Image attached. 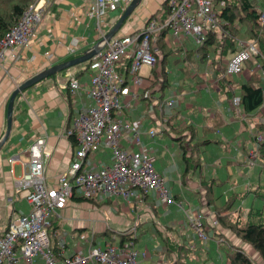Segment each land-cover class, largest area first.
<instances>
[{
  "label": "crops",
  "instance_id": "obj_1",
  "mask_svg": "<svg viewBox=\"0 0 264 264\" xmlns=\"http://www.w3.org/2000/svg\"><path fill=\"white\" fill-rule=\"evenodd\" d=\"M88 1L47 0L48 6L35 29L31 46L24 51V58L6 69H0V137L5 130L7 101L15 86L39 70L63 61L70 55L80 54L98 41L99 33L95 21L85 15ZM164 1L141 0L114 35L140 31L147 18L156 14L161 15ZM257 1L260 0H256L259 6L260 2ZM216 5L219 7L218 3ZM124 7L120 6L108 14L105 22L106 32L116 22ZM244 29L243 26H239L240 39H245L241 37ZM72 46H75L73 54L69 51ZM197 46L190 38L175 41L169 31H163L161 38L157 39L160 62L152 69L144 70V73L151 74V77L144 78L137 88L140 99L126 111V116H132L137 110H141L136 117L140 118L141 124L150 121L149 127L157 126L161 123L160 117L163 113L157 106H153L149 111L148 101L146 103L141 99V93L147 91L149 96L151 93L150 99L158 100L157 97H162L158 100L160 102L171 95L178 98L173 114L167 117L162 125V132L154 137L142 133L141 139L142 141L144 139L145 144L154 145L151 158L158 162L157 171L165 178L171 194L177 198L176 200H182L185 207L201 212L207 228L214 213L212 206L208 204L205 189L200 186L201 174L206 180H220L219 175L227 169L229 173L221 181L228 182L230 174L234 173L243 178L247 172L249 176L250 172L254 173L257 170L261 172L264 168L258 163L253 166L246 165L251 140L256 133V124L264 122V104L257 110L246 113L240 103L234 106L231 101L233 95H239L240 82L248 80L253 72L263 76L264 72L257 69L256 65L250 69L245 65L240 74L231 76L233 86L227 93L221 80L224 73L222 74L220 69L224 68L231 54L220 62L212 61L213 55H210L211 58L207 57L206 61H199V56L192 51ZM182 50H185V56L181 54ZM49 53L53 54V59L48 63L46 54ZM186 54L191 55L189 60L185 59ZM162 58L167 60L163 65L167 82L163 88L159 82ZM81 64L84 67L85 62ZM121 71L126 72L122 68ZM169 73L172 75L171 79ZM89 74L88 69L79 71L78 78L82 88L77 90L74 97L68 95L65 86L66 74L63 71L42 79L16 96L10 134L0 149V232L4 230L12 216L24 213L29 208L28 204L15 194L12 182L23 173V164L28 157V146L35 138L40 136L46 138L44 148L47 156L44 173L48 180L53 181L56 175L69 167L74 153V143L71 137L61 133L68 124L69 115H73L76 108L87 106L91 102L85 87L89 81ZM262 86L264 89V84ZM186 109L192 110V113L185 115L182 120L185 124L180 125L177 117L183 116ZM187 126L192 127V132ZM214 127L216 129H213ZM169 129L174 133L170 137L173 139L174 136H179L188 154L190 146L196 151L202 150L196 154L201 160L200 174L197 170L188 172L187 175L183 174L181 147L174 139L178 151L167 159L163 158L162 148L157 143L166 133L169 135ZM190 138L197 144L189 143ZM166 149L169 150L168 147H165ZM92 161L98 165L109 164L110 152L102 149L95 154ZM252 182L249 185L255 189L257 184L254 185L255 181ZM242 189L244 190L245 186H242ZM249 191L252 189H248ZM74 194L75 197L80 195L78 192ZM227 197L228 195L225 198ZM9 198L12 200L9 201ZM178 208L174 204H160L154 192L129 200L120 196H111L100 201H79L70 198L62 210L50 217V227H54L50 245L55 244L56 247L57 241L63 239L66 243L64 251L55 253L60 257L69 256L78 250L86 252L91 244L103 247L114 243L120 238L119 234L123 232L130 234L128 231L134 226L135 246L145 252L138 258L139 264H172L176 259L183 264H214L212 259L207 261L209 257L207 247H199V239L188 224L184 211L179 212ZM216 229L220 230L225 240L222 241L221 237L215 234L216 230L211 228L208 230V238H212L216 250L218 252L221 250L224 254L220 255V264H228L226 250L229 245L241 246L246 252L251 250L254 260H258L255 258L257 252L231 231L218 226ZM147 235L158 238L155 248L150 247L148 239L144 241ZM167 244L172 247L169 251ZM258 261L259 264H264V260Z\"/></svg>",
  "mask_w": 264,
  "mask_h": 264
},
{
  "label": "built area",
  "instance_id": "obj_2",
  "mask_svg": "<svg viewBox=\"0 0 264 264\" xmlns=\"http://www.w3.org/2000/svg\"><path fill=\"white\" fill-rule=\"evenodd\" d=\"M130 0H89L85 15L93 19L98 30L101 48L85 63L90 71L85 85L91 102L76 108L62 135L71 137L74 153L66 171L55 176L53 181L44 173L45 136L35 138L28 146L27 160L23 173L13 180L15 194L29 206L24 213L10 218L7 226L0 232V264H139L140 251L133 241L121 245L119 238L105 246L90 245L86 252L78 250L69 256H58L50 245L48 229L50 217L62 210L68 199L78 192L84 198L100 201L111 196L125 200L139 198L154 192L162 205H177L184 211L186 220L199 240L208 237L203 222V214L195 209L184 207L180 200L171 194L165 178L156 172L151 158L152 146L145 144L142 133L154 137L162 132V125L173 114L178 98L171 95L162 102L152 98L148 102L149 111L153 106L163 113L157 126L140 128L141 120L129 121L123 118L126 111L140 98L137 88L144 78L145 69H152L158 61L157 39L161 30L171 33L175 41L190 38L196 45L202 44L208 30L218 26L219 18L214 8L218 2L223 6L225 0H166L168 15H154L144 23L138 32L116 34L105 40V22L110 12L120 6H127ZM47 0H33L22 12L20 18L0 39V69H6L24 58L35 37V29L41 22ZM124 7V8H125ZM258 22L264 24V9L257 4ZM97 42V41H96ZM238 49L225 63L224 75L240 73L246 60L259 52L255 39L237 40ZM75 46L69 49L74 53ZM185 50L181 54L185 56ZM47 62L53 54H46ZM259 69L258 62L255 64ZM125 69L126 72H122ZM77 69L66 70L68 95L74 97L82 84L76 75ZM143 96H148L144 91ZM232 104L239 105V95L232 96ZM257 141L263 134L256 133ZM106 149L110 152L109 164L98 165L92 161L95 154ZM256 150L250 153L247 164H254ZM9 201L12 198L8 199ZM209 223L215 225V220ZM134 226L128 232L134 236ZM124 233V232H123ZM122 233V234H123ZM66 243L57 241L58 252H63Z\"/></svg>",
  "mask_w": 264,
  "mask_h": 264
},
{
  "label": "trees",
  "instance_id": "obj_3",
  "mask_svg": "<svg viewBox=\"0 0 264 264\" xmlns=\"http://www.w3.org/2000/svg\"><path fill=\"white\" fill-rule=\"evenodd\" d=\"M33 0H0V39L5 34V32L14 25V23L20 18L22 12L27 8V6ZM225 4L223 6L216 5L218 2L214 3V8L218 14L219 23L217 28L208 30L206 34L205 40L202 44L198 45L196 49L192 51L199 56V61H206L210 57V55L214 56V59L211 58L212 61L217 62L224 59L228 54L234 53L237 49V40L240 38L239 36V26H243L244 33L248 35V39H255L259 44V52L253 55L251 58L245 61L243 67L246 65L249 69L252 68L256 62L259 63V70L264 72V37L262 34L264 33V24H260L258 22V10L255 7L256 0H225ZM260 5L262 9H264V0H260ZM168 7L166 5V0L163 3V12L161 13V19H164L168 15ZM227 14V15H226ZM262 27V28H261ZM165 29L161 30L159 33V38L163 34ZM83 52V51H82ZM80 52V54L82 53ZM79 55V53H78ZM77 55H70L64 60L73 58ZM164 56V55H163ZM191 55L186 54L185 59H190ZM160 62V56H158L157 63ZM162 67H161V75L159 76V82L161 83V88L166 85V75L164 72L163 65L167 63L165 58H162ZM79 64L75 65L78 66ZM74 67V66H73ZM71 68V67H69ZM66 68L62 70L66 73ZM86 70V63L84 67L79 71ZM61 71V72H62ZM79 71H77L76 75L78 76ZM225 71L222 67L220 72ZM243 71V68H242ZM241 71V72H242ZM240 72V73H241ZM224 73V72H223ZM238 73V74H240ZM223 82V87H226L227 93L230 92V89L233 85L231 76L224 75L221 77ZM264 76L260 75L257 72H253L248 80L240 82L239 84V100L242 110L246 113H251L257 110L262 104H264ZM18 95V94H17ZM150 96L151 93H150ZM150 96H143L141 93V99L147 103L150 100ZM162 98V97H161ZM157 97V99H161ZM156 99V98H155ZM71 118L69 115L68 120ZM192 132V127L187 126ZM213 129H216L214 127ZM256 132L260 134H264V122H260L256 124ZM256 134V133H255ZM255 134L251 140V147L256 150V163L260 165V167H264V135L262 140L257 141L255 138ZM191 133V138H192ZM191 138L189 139V143L192 142ZM173 139L180 145L181 147V159L183 161V174L187 175L188 172L193 170H197V172H201V160L196 155L197 153H201L202 150H197L190 146V153L188 154V150L182 146L183 142L180 140L179 136H174ZM203 142V141H202ZM193 144H197V142H192ZM207 143V142H206ZM249 153V151H248ZM247 153V155H248ZM247 162V158H246ZM255 165V164H253ZM252 165V166H253ZM223 182V181H221ZM217 183L215 180H206L203 179V175L201 174L200 186L205 189L206 197L208 204L212 206V210L214 213V217L212 220H215V225L211 223L208 224L209 227L205 229L208 234V230L215 229V234L218 236L221 235V232H218L216 227L221 226L222 228L231 231L236 237L240 238L244 243L250 246L257 254L264 258V221L262 220H254L252 217L248 216L247 219L241 220L240 215H232L235 210L233 208L234 200L238 197V193L233 192L227 199L221 204L216 205L214 200L217 199L213 196V191L215 189L214 185ZM264 194V192H262ZM264 199V195H259ZM72 198H76L79 201H93L92 199L84 198L79 195L75 197V194L72 195ZM175 199H177L174 196ZM234 210V211H233ZM239 210V209H237ZM254 210L253 207H250L248 214H251ZM257 211H261L262 209L257 208ZM250 222V223H249ZM54 227H49L48 234L49 238L54 234ZM51 230V231H50ZM119 242L121 245H125L129 241H133L135 244V235L130 234H119ZM127 235V236H126ZM127 237V238H126ZM166 240V239H165ZM55 245V244H54ZM54 252H58L59 249L54 247ZM168 251L171 250V245H168ZM170 246V248H169ZM57 250V251H56ZM59 256V255H58ZM63 257V256H62ZM226 257L228 259V264H257L254 262L252 257L244 250L241 246L229 245L226 250ZM177 261V262H176ZM172 264H183L179 260H175ZM259 264V263H258Z\"/></svg>",
  "mask_w": 264,
  "mask_h": 264
},
{
  "label": "rangeland",
  "instance_id": "obj_4",
  "mask_svg": "<svg viewBox=\"0 0 264 264\" xmlns=\"http://www.w3.org/2000/svg\"><path fill=\"white\" fill-rule=\"evenodd\" d=\"M257 2H259V1H257ZM259 7L262 9L260 4H259ZM117 34H119V33H117ZM262 36L264 37V33L262 34ZM241 37L248 39V35L246 33H241ZM82 66H83L82 64H79L78 66H74V68L79 70V69L83 68ZM176 71H180V70H176ZM169 78L170 79L172 78L171 73H169ZM141 112H142L141 110H137V113H135L134 115H132V116L123 115V118H126L129 121H134L137 119L136 118L137 114L141 113ZM190 113H192V110L187 111V109H186L184 111L183 116L179 115L177 117V122L180 125H184L185 122L182 120L184 119L185 115H188V114L190 115ZM150 125H151L150 121H146V122L144 121L142 124H140V128L142 129V128H145L147 126L149 127ZM148 127L145 129L147 130ZM168 132H169V135H168V133H166L165 136L163 137V139H159L158 143H157L162 148V155H163L164 159H167L168 156H171V154H174L176 151H178V147H177L175 141L170 137V136H173L174 133H172L170 129L168 130ZM143 141H144V139H143ZM152 147H154V145ZM165 147H168L169 150L168 149L165 150ZM253 151H255V149H253L251 147L249 150V153L247 155V159H248V157H250V153H252ZM256 162H257L256 157H254V164H256ZM157 163H158L157 161L153 160V165H154L156 172H158L157 171V167H158ZM246 165L252 166V165L247 164V162H246ZM228 173H229L228 170L224 169V172L219 175L220 180H215L217 182L214 185V187H215L214 194H215V197L217 198L215 200V203L216 204H222L227 199V198H225L226 195L230 196L233 192H235V193L240 192L238 197L234 200L233 208H234L235 212L232 215H237V214L240 215L241 220H245L248 218V216H250L254 220L264 221V199L261 196H259L260 194L264 195V194H262V192H264V168L261 170V172H259L258 170L254 173L250 172L249 176H247V174H248V172H247L246 176L243 178H241L240 175L236 176L233 173V174H230L228 182H226L225 180L223 182H221L222 179H225V175ZM237 177H239V180H237ZM252 181H255L254 185L257 184L255 189L253 187H250V185H249V184L253 183ZM242 186H245L244 190L242 189ZM248 189H252V191L248 192ZM180 201H181L182 205H184L183 201L182 200H180ZM250 207H253L254 210L252 211L251 214H248ZM257 208L262 209V212L257 211L256 210ZM237 209H239V210H237ZM177 210L179 212H182V209H180V208H178ZM218 227L222 228L221 226H218ZM217 231L220 232L219 229H217ZM208 237L203 241L199 240L198 242H200V243L198 245H199V247H202V248L207 247V249L209 251V257H208L207 261L212 259V260H214L213 261L214 264H220V255H224V254L222 253L221 250H219V252L216 250L217 247H216L215 241L212 238H208ZM220 237H221L220 239H222V241L225 240V238L222 235H220ZM146 239L149 240L148 244L150 245V247H152V248L156 247L157 244H155V243L157 242V239H158L157 237L151 238L150 236L147 235V236H145L144 241H147ZM81 241L82 240L80 238L79 242H81ZM249 251L250 252H248V254L252 257L253 253L251 250H249ZM255 258H258V260H264V258L260 257L258 254ZM252 259L254 260V257H252ZM258 260H254V262L257 264L260 263Z\"/></svg>",
  "mask_w": 264,
  "mask_h": 264
},
{
  "label": "water",
  "instance_id": "obj_5",
  "mask_svg": "<svg viewBox=\"0 0 264 264\" xmlns=\"http://www.w3.org/2000/svg\"><path fill=\"white\" fill-rule=\"evenodd\" d=\"M141 0H130L129 4L124 8V10L121 12L120 16L116 20V22L111 26V28L106 32L104 38L106 41H108L121 27L123 22L130 16L132 11L135 9V7L140 3ZM101 48V45L99 44V41L95 42L92 46L84 50L81 54L67 59L60 62H57L55 64H52L42 70H39L35 74L29 76L24 81L20 82L15 88L11 91L7 105H6V124H5V130L2 136L0 137V149L6 142V140L9 137L11 125H12V110H13V104L14 100L18 93L22 92L23 90L33 86L34 84L38 83L44 78H47L49 76L54 75L57 72H60L66 68L75 66L77 64H81L83 62H86L93 54H95L99 49Z\"/></svg>",
  "mask_w": 264,
  "mask_h": 264
},
{
  "label": "bare ground",
  "instance_id": "obj_6",
  "mask_svg": "<svg viewBox=\"0 0 264 264\" xmlns=\"http://www.w3.org/2000/svg\"><path fill=\"white\" fill-rule=\"evenodd\" d=\"M227 15V14H226ZM262 28V27H261ZM160 47V46H159ZM190 53V52H189ZM224 72V71H223ZM223 72H222V74H223ZM196 75V74H195ZM213 77V76H212ZM216 78V77H215ZM214 78V79H215ZM218 80V79H217ZM44 81V80H43ZM175 83V82H174ZM219 84V83H218ZM221 86V85H220ZM221 94V93H220ZM229 95V94H228ZM155 116V115H154ZM256 122V121H255ZM168 123V122H167ZM264 142V141H263ZM7 144V143H6ZM9 157V156H8ZM250 223V222H249ZM51 231V230H50ZM110 231V230H109ZM108 231V232H109ZM110 233V232H109ZM109 233H108V235H109ZM99 234V233H98ZM103 234V233H102ZM127 236V235H126ZM127 238V237H126ZM54 247H55V245H54ZM57 249V248H56ZM254 250V249H253ZM57 251V250H56ZM178 260V259H177ZM177 262V261H176Z\"/></svg>",
  "mask_w": 264,
  "mask_h": 264
}]
</instances>
